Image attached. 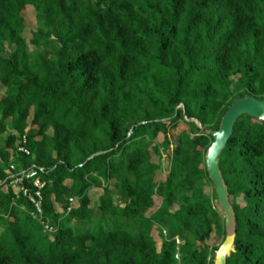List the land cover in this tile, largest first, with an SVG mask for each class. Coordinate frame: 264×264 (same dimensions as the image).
Instances as JSON below:
<instances>
[{
	"label": "trees",
	"instance_id": "16d2710c",
	"mask_svg": "<svg viewBox=\"0 0 264 264\" xmlns=\"http://www.w3.org/2000/svg\"><path fill=\"white\" fill-rule=\"evenodd\" d=\"M245 95L264 100V0H0V264H213L212 136L188 119L217 130ZM11 162L45 169L55 231L9 185ZM219 168L226 264H264V122L236 119Z\"/></svg>",
	"mask_w": 264,
	"mask_h": 264
},
{
	"label": "water",
	"instance_id": "95a60500",
	"mask_svg": "<svg viewBox=\"0 0 264 264\" xmlns=\"http://www.w3.org/2000/svg\"><path fill=\"white\" fill-rule=\"evenodd\" d=\"M241 115H248L264 122V100L245 95L235 99L221 118L217 130L204 129L196 119V125L205 133L212 136V142L205 153V165L209 178L214 186L217 203L222 211L225 223V238L214 253L213 264H226V259L235 252L236 218L229 200L227 185L219 168V156L232 134L233 125Z\"/></svg>",
	"mask_w": 264,
	"mask_h": 264
},
{
	"label": "built area",
	"instance_id": "2783aa9c",
	"mask_svg": "<svg viewBox=\"0 0 264 264\" xmlns=\"http://www.w3.org/2000/svg\"><path fill=\"white\" fill-rule=\"evenodd\" d=\"M27 138L23 135L16 147V151L24 155L30 156V151L26 146ZM45 169L41 166L32 164L30 167H17L14 162L9 164L8 180L9 185L14 189L16 195H22L31 204L33 210L31 215L39 220L44 229L48 232L55 231L44 218H43V195L42 191L46 185L40 175L45 174ZM70 204L73 198H69ZM68 211L70 208L67 209Z\"/></svg>",
	"mask_w": 264,
	"mask_h": 264
},
{
	"label": "rangeland",
	"instance_id": "374dc122",
	"mask_svg": "<svg viewBox=\"0 0 264 264\" xmlns=\"http://www.w3.org/2000/svg\"><path fill=\"white\" fill-rule=\"evenodd\" d=\"M26 23L28 25V29H34L35 28V20L33 19L31 22H30V17L29 15H26ZM187 125H184L182 123H179L178 125V128L173 132L174 134H176L180 129L182 128H186ZM168 169H169V162L167 159H164L163 160V170L160 172L158 178H165L167 172H168ZM207 192H210L211 189L210 188H207L206 189ZM102 193V189L100 188H94V190L91 192V196L93 198V200L97 203V200H98V197L99 195ZM211 244H218L220 242L219 239H217L216 237H212V239L210 240Z\"/></svg>",
	"mask_w": 264,
	"mask_h": 264
}]
</instances>
